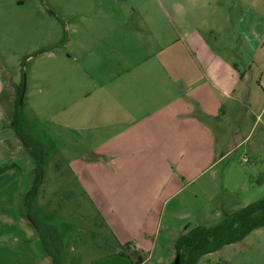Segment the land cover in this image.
Listing matches in <instances>:
<instances>
[{
  "label": "crops",
  "instance_id": "1",
  "mask_svg": "<svg viewBox=\"0 0 264 264\" xmlns=\"http://www.w3.org/2000/svg\"><path fill=\"white\" fill-rule=\"evenodd\" d=\"M110 1L114 7L108 11L105 0H92L82 12L72 13L78 17L64 22L68 39L61 46L54 45L62 35L43 40L41 49L48 50H38L35 56L48 62L49 70L48 75L35 76V88L41 107L61 106L54 122L68 131L90 133L92 145L73 157L69 167L78 194L87 204L91 199L118 245L129 243L143 251L205 225L209 201L218 196L216 190L208 192L216 187L213 168L239 145L218 155L213 127L249 89L241 87L244 74L235 72L231 48L212 42H217L215 28L229 24L228 2ZM246 4L238 25L250 33L259 24L264 38V0ZM46 16L59 20L56 14ZM263 50L264 42L256 45L245 63L258 66L259 81L264 79ZM3 61L0 55V257L18 264H48L23 204L33 183L34 163L11 126L13 96L22 79L7 76ZM44 77L50 86L45 95L38 81ZM63 84L70 92L59 95ZM259 85L264 93V82ZM24 106L27 127L30 117H41L32 113L37 109L31 102ZM246 148L259 161V145ZM224 209L223 204L215 206L213 215L220 219Z\"/></svg>",
  "mask_w": 264,
  "mask_h": 264
},
{
  "label": "rangeland",
  "instance_id": "2",
  "mask_svg": "<svg viewBox=\"0 0 264 264\" xmlns=\"http://www.w3.org/2000/svg\"><path fill=\"white\" fill-rule=\"evenodd\" d=\"M91 1L0 0V55L3 56V60L6 59L3 61L2 70L11 78L22 79L24 105L28 106L31 102L32 107L37 109L32 113L41 117L38 121L30 117L31 124L24 126L27 134L46 153L43 159V181L34 201L32 215L37 221L58 228L62 263L132 264L129 258L119 255L122 246L117 244L110 228L103 226L91 204V199L87 204L78 194L77 181L69 175L73 157L84 154L86 146L92 145L91 141H88L90 133L68 131L60 123L54 122L53 116L61 106H48L44 103L41 107L38 98L40 95L35 88L37 83L35 76L48 75L49 70L48 62L36 57L35 54L45 44L43 40L49 41L57 36L60 38L63 31L61 21L54 18L46 20V14H56L65 23L75 22L78 16H72V13L82 12ZM109 1L105 0L104 8L107 11L114 7L113 2ZM221 2H228L231 5L230 21L224 28L220 25L215 28L217 42L211 41L213 44L231 48L235 55L234 70L244 74L245 79L241 87L248 88L249 92L245 97L233 102V107L227 108L222 120L215 128L213 127L217 137L218 155L232 144L239 145L213 168L217 170V177L213 181L216 187L212 186L211 189L208 187V192L211 190L215 194L216 190L218 198L213 196V200H208V205L204 193L196 190L197 193L202 192L200 194L202 203L209 207L207 221L202 223L205 225H214L218 222V215H213L215 206L223 204L224 210L230 212L264 197V93L259 85L264 79L258 80V66L252 65L249 68L250 65H245L252 58L254 47L264 42L261 34L263 29L258 24L255 32L246 33V30L238 25L240 12L247 9L246 0H219V5ZM91 11L96 14V7ZM253 25L250 24V29ZM261 54H264V50ZM28 55L31 57L26 59ZM38 81L41 83V93L43 92V95L49 93L48 79L44 77ZM57 91L59 95L65 94L70 92V87L63 84ZM13 97L16 102L18 97L16 92ZM58 116L56 114V119ZM33 127L34 134L31 135L29 130H33ZM242 139H245L244 143ZM255 142L262 153L259 161L255 160L253 151L246 148ZM26 155L32 160L28 154ZM243 157H247L248 161L244 162ZM204 178L205 176L202 179ZM17 201L20 203L19 197ZM6 246L15 249L8 243ZM149 248L143 250L147 259L141 264H168L172 261L173 244L169 241L167 243L166 239L159 240L153 249ZM166 256L170 257L167 263H164ZM0 264L18 263L0 257ZM198 264H264V226L253 229L240 241L204 255Z\"/></svg>",
  "mask_w": 264,
  "mask_h": 264
},
{
  "label": "trees",
  "instance_id": "3",
  "mask_svg": "<svg viewBox=\"0 0 264 264\" xmlns=\"http://www.w3.org/2000/svg\"><path fill=\"white\" fill-rule=\"evenodd\" d=\"M63 26L61 40L54 45L61 46L68 39L64 21L59 18ZM48 50L40 49L38 53ZM22 80L16 86L17 100L11 114V126L14 134L19 138L25 152L32 158L33 183L23 197V204L28 220L33 225L38 238L41 240L48 264H63L60 254V236L53 226L43 224L32 215L33 203L43 181V159L46 155L44 149L27 134L24 128L25 114L23 101L19 104L22 91ZM264 226V197L252 201L230 212L223 210L218 222L214 225H196L173 240L174 256L168 264H174L178 257V264H198L201 257L219 250L227 244L243 239L250 231ZM119 255L129 258L132 264H141L147 258L142 250L134 248L131 244L121 245Z\"/></svg>",
  "mask_w": 264,
  "mask_h": 264
},
{
  "label": "water",
  "instance_id": "4",
  "mask_svg": "<svg viewBox=\"0 0 264 264\" xmlns=\"http://www.w3.org/2000/svg\"><path fill=\"white\" fill-rule=\"evenodd\" d=\"M23 94H24V90L21 92V95L19 98V104H21V102L23 101ZM174 264H178V257L177 256L174 259Z\"/></svg>",
  "mask_w": 264,
  "mask_h": 264
},
{
  "label": "built area",
  "instance_id": "5",
  "mask_svg": "<svg viewBox=\"0 0 264 264\" xmlns=\"http://www.w3.org/2000/svg\"><path fill=\"white\" fill-rule=\"evenodd\" d=\"M247 160H248L247 157L243 158V161H247Z\"/></svg>",
  "mask_w": 264,
  "mask_h": 264
}]
</instances>
